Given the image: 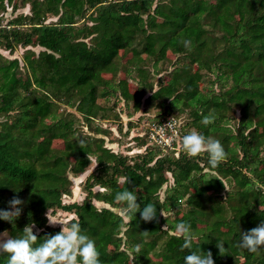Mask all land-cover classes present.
Returning <instances> with one entry per match:
<instances>
[{"label": "trees", "instance_id": "trees-1", "mask_svg": "<svg viewBox=\"0 0 264 264\" xmlns=\"http://www.w3.org/2000/svg\"><path fill=\"white\" fill-rule=\"evenodd\" d=\"M12 1L0 0V10L9 5L15 10ZM21 1L29 3L31 16L9 21V28L0 30V46L4 41L10 52L17 46L41 50L35 54L25 49L22 65L17 58L0 56V116L16 113L0 130V209L7 210L13 196L25 201L14 224L0 220V234L19 238L26 225L34 224L38 245L45 235L60 231L47 225L45 215L59 209L72 213L75 218L68 221L78 222L82 233L96 242L101 264H184L191 251H211L215 264H264V247L252 253L237 246L240 232L264 221V0ZM87 11L91 12L86 17ZM46 17L56 21L46 24ZM85 17L90 26H74ZM23 21L29 22L26 30L19 28ZM126 50L140 82L132 93L126 78L110 84L102 77L116 75L118 53ZM168 52L183 55L197 71L175 67L169 80L157 82L158 88L148 85L147 101H155L159 109L151 120L174 117L171 107L179 104L188 109L195 131L224 146L227 156L218 167L209 165L207 153L175 156L155 148L129 164L101 140L72 139V121H54L55 99L76 103L71 105L85 121L95 117L100 109L97 99L107 96L99 93L100 85L117 89L138 109L146 70L136 63L147 58L156 63ZM212 67L230 83H219L217 76L214 88L210 85L201 93V71L210 72ZM244 108L247 114L238 118L232 132L228 121L234 118L227 113H242ZM210 114L216 119L205 126L202 119ZM184 131L182 136L189 133ZM54 140L62 141L60 152L52 150ZM92 155L96 170L85 178L81 203L62 204L70 183L67 172L76 177L85 173ZM167 183L171 185L159 198ZM97 186L103 191L92 193ZM125 189L136 191L141 209L147 203L156 205L157 220L144 222L137 212L131 220L124 216V222L114 209L121 212L124 207L115 202V195ZM92 199L107 207L96 208ZM170 212L175 216L170 218ZM181 222L191 225V249L182 250L184 240L175 234V225ZM144 231L149 234L144 236ZM218 241L224 243L223 255ZM7 261L8 254L0 253V264Z\"/></svg>", "mask_w": 264, "mask_h": 264}, {"label": "rangeland", "instance_id": "rangeland-1", "mask_svg": "<svg viewBox=\"0 0 264 264\" xmlns=\"http://www.w3.org/2000/svg\"><path fill=\"white\" fill-rule=\"evenodd\" d=\"M12 4H14L15 10H11V5H9L7 10L1 11L0 10V30L5 28L8 29L9 27L6 25L9 21L14 20L16 17L19 16H31V11L29 9V3H24L21 0H13ZM1 9V8H0ZM91 11L86 12V17L89 15ZM84 18L82 20H79L74 26L77 28H82V26L86 23L88 26H90L92 23L87 19ZM56 18H48L46 17L44 19V23L48 24L51 22H55ZM28 21H23L22 25H19V28H22L23 30H26L29 28ZM84 41L89 43V38L84 39ZM2 42V46H0V56L3 57L4 60H11L14 58H17L18 61H20V65H22L21 59L24 50L30 49L35 54H37L41 48L39 47H25L22 48L21 46L15 47L11 52L7 48H5L4 41ZM135 47H138V43L135 44ZM166 57L158 61L156 63L153 62V60L147 58V60H142L140 62H137L136 65L142 67L146 70V79H145V85H144V92L140 99L139 107L135 110L134 107V101L128 100L125 101L123 97L119 94L117 89L113 90L111 88L103 89V86L100 85L98 87V91L100 92H107L106 97H101L97 99V104L100 109H97L95 111L96 115L95 117L91 118L88 121H85L83 116L76 110L75 106H72L71 104L74 102H71V104H65L64 101L60 99L53 100L55 104L54 108V115L55 120H66V121H72L73 127H72V139H82L86 141H90L92 143H95L97 141H102L103 146L106 148H109V150L116 153L118 156L125 157L127 159V162L129 164H132L133 162L139 161L142 154H145L149 149H154L152 147H147L146 149L143 147L145 145V139L137 137L136 135L141 130L144 131L146 128V125L149 120L153 119L154 116L159 112L156 102L155 101H147V97L149 96L148 92V85H152V90H155L158 88V81H162V83L169 80V77L171 75L172 70L175 67L179 66H186L189 68L190 73H195L197 71L196 64L189 65L187 59L183 57V55H173L171 53H166ZM131 53L130 51H119L118 57L116 59L118 71L115 76L112 77V75L109 74H103V80L109 81L110 84H116L117 80L126 78L128 83V90L130 93L134 92L138 87L140 82H138L139 77L136 72V69L132 66L131 62ZM188 65V66H187ZM213 70V71H212ZM212 70L210 72L207 71H201V74L203 76L202 80L199 81V87L200 92L205 93L207 89H209L210 85L214 88V84H212V80L218 76V71L215 70V68L212 67ZM24 77V76H23ZM222 75L220 74L218 76V82L224 83L226 86L229 85L230 81L226 82L222 81ZM147 84V85H146ZM143 90V88H142ZM23 93V92H21ZM26 94L28 92H25ZM24 94H21L23 96ZM124 100V101H123ZM76 105V103H74ZM171 115L174 116V118H180V122L182 123L181 132H185L184 129L187 132L195 130L194 127L191 125V121L188 117L189 110L186 108H183L180 104L178 107L172 108ZM247 114L246 108H244L243 112L241 111H235L232 113L231 111L227 113V117L230 118L233 116V120L230 122L228 121V126L231 128L232 132L235 131V128L237 126V120L240 116H245ZM16 113L11 112L7 115H1L0 116V130L3 128V124H10L12 120L14 119ZM227 120V119H225ZM51 119H46L45 123H50ZM188 122V125L186 123ZM184 126V127H183ZM184 135V134H183ZM215 137V136H214ZM41 138L38 137L37 140H40ZM144 141V143H140L141 140ZM215 139V138H214ZM51 148L54 152H60L63 148V143L61 140H54L51 143ZM140 154V155H136ZM164 154V153H163ZM184 154V152H182ZM95 156L90 157V164L86 167L85 173L80 174L78 177L77 175L72 174L71 172H67V177L70 180L69 188H68V194H63L61 196V203L62 204H71L73 202L75 203H81L82 199L84 198L86 192H85V178L90 173H95L96 170V161ZM136 159V160H135ZM207 172V170H204ZM76 177V178H75ZM122 180V179H121ZM119 180V182L121 181ZM171 185V183H167L165 186H163L159 191V198H163L165 188ZM103 191V189L97 187H93L91 190L92 193ZM93 205L100 209L103 207H107L106 204H103L99 201H96L94 199L91 200ZM183 208V207H182ZM48 211V210H47ZM46 211V213H47ZM181 211V210H180ZM179 211V213H180ZM114 212L118 213L120 216L123 217L124 222L127 221V218H125L120 210L114 209ZM45 213V215H46ZM50 216L52 219L61 220V221H68L71 218H75V216L71 213L68 214L66 212H63L62 210L55 209L53 212L49 210ZM166 216V215H163ZM170 218L175 216V213L171 212L168 214ZM47 218V217H46ZM47 225L48 221H47ZM55 228H59L61 230L60 225L51 226ZM125 229H122L120 236H122L123 231ZM34 233H38L39 230L35 227L33 229ZM4 233V232H3ZM2 234V233H1ZM8 234V233H7ZM9 235V234H8ZM10 236V235H9ZM124 242V237H122ZM126 248V247H125ZM130 254L129 252H127ZM152 257V256H151ZM153 259V257H152ZM236 260L242 261V258L240 256L236 257Z\"/></svg>", "mask_w": 264, "mask_h": 264}, {"label": "clouds", "instance_id": "clouds-1", "mask_svg": "<svg viewBox=\"0 0 264 264\" xmlns=\"http://www.w3.org/2000/svg\"><path fill=\"white\" fill-rule=\"evenodd\" d=\"M184 43L187 46L189 42L185 41ZM215 119L216 117L211 114L204 116L202 124L207 126L213 123ZM165 126L174 129L175 122L171 119ZM81 143L83 142L81 141ZM181 145L183 152L190 157L207 153L208 162L212 168L218 167L227 156L225 148L219 140L205 137L195 130L182 137ZM129 182L128 178L126 183ZM137 200L135 190L125 189L115 195V202L124 205L121 214L129 220L132 216H136L137 212L140 213L144 222L157 220L156 205L147 203L141 209V205ZM24 203L25 201L18 196H13L8 202V209H0V220L14 224L22 213L21 206ZM46 217L49 226L60 225L61 230L56 234L45 235V239L38 245V236L33 231L34 224L26 225L22 231L23 235L19 238L9 236L7 232L0 234V253L8 254L7 264H101L96 242L82 233L78 222L52 219L49 210ZM148 234V231L143 232L144 236ZM175 234L184 240L182 250L192 248L193 233L190 224L178 223L175 225ZM237 246L252 253H256L264 247V221L248 231L240 232V240ZM216 247L219 249V254L223 255L225 252L224 243L218 241ZM134 251L139 253L141 251L140 246L136 245ZM184 264H215V261L211 251H191L190 254L185 256Z\"/></svg>", "mask_w": 264, "mask_h": 264}, {"label": "built area", "instance_id": "built-area-1", "mask_svg": "<svg viewBox=\"0 0 264 264\" xmlns=\"http://www.w3.org/2000/svg\"><path fill=\"white\" fill-rule=\"evenodd\" d=\"M171 119L175 122L174 129L165 126ZM136 136L145 139L146 143L143 146L145 149L152 147L164 154L173 153L175 156L183 152L181 124L174 117L157 121L149 120L145 130H141Z\"/></svg>", "mask_w": 264, "mask_h": 264}]
</instances>
